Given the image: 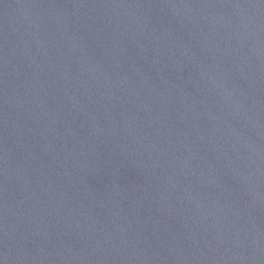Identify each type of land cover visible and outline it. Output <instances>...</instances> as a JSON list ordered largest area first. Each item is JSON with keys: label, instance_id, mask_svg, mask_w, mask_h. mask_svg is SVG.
I'll list each match as a JSON object with an SVG mask.
<instances>
[{"label": "water", "instance_id": "water-1", "mask_svg": "<svg viewBox=\"0 0 264 264\" xmlns=\"http://www.w3.org/2000/svg\"><path fill=\"white\" fill-rule=\"evenodd\" d=\"M0 264H264V0H0Z\"/></svg>", "mask_w": 264, "mask_h": 264}]
</instances>
